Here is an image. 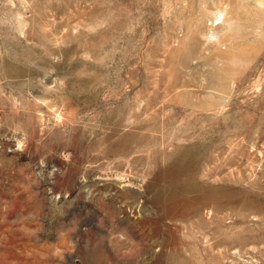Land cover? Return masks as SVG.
Returning <instances> with one entry per match:
<instances>
[{
	"label": "rangeland",
	"instance_id": "rangeland-1",
	"mask_svg": "<svg viewBox=\"0 0 264 264\" xmlns=\"http://www.w3.org/2000/svg\"><path fill=\"white\" fill-rule=\"evenodd\" d=\"M0 264H264V0H0Z\"/></svg>",
	"mask_w": 264,
	"mask_h": 264
}]
</instances>
